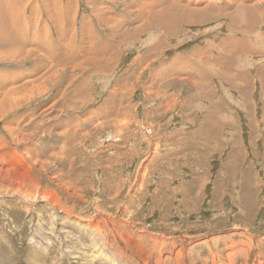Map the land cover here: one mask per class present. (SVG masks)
<instances>
[{
    "label": "rangeland",
    "instance_id": "374dc122",
    "mask_svg": "<svg viewBox=\"0 0 264 264\" xmlns=\"http://www.w3.org/2000/svg\"><path fill=\"white\" fill-rule=\"evenodd\" d=\"M0 191V264H264V0H0Z\"/></svg>",
    "mask_w": 264,
    "mask_h": 264
},
{
    "label": "bare ground",
    "instance_id": "6f19581e",
    "mask_svg": "<svg viewBox=\"0 0 264 264\" xmlns=\"http://www.w3.org/2000/svg\"><path fill=\"white\" fill-rule=\"evenodd\" d=\"M19 9V8H18ZM21 13V12H20ZM100 13H101V11H100ZM55 16H53V18H54ZM70 19V18H69ZM71 21V20H70ZM57 23V22H56ZM65 23V22H64ZM67 24V23H66ZM72 23L70 22V24H67L68 25V27H69V25H71ZM71 26H73V25H71ZM67 27V28H68ZM70 28V27H69ZM72 28V27H71ZM71 32V31H70ZM69 32V33H70ZM40 37H41V42H44L43 40H42V36L41 35H39ZM68 37H70V36H68ZM60 38H61V36H59L58 37V39L57 40H54V41H60ZM26 39V38H25ZM38 39V38H37ZM43 39L45 40V37L43 36ZM3 43H5V42H3ZM7 43V42H6ZM73 43V42H72ZM62 44V43H61ZM46 45L48 46V44L46 43ZM59 46V45H58ZM94 46V45H93ZM58 48V47H57ZM56 48V49H57ZM60 48V47H59ZM70 48V47H69ZM72 48V47H71ZM88 48V47H87ZM95 48V47H94ZM53 49V48H52ZM51 49V50H52ZM62 49V48H61ZM67 50H69V49H67ZM71 50V49H70ZM61 51V50H60ZM65 50H62V52L61 53H57V54H55V57H57V58H59L58 60H62V58H66V59H74L73 57V54H72V52L71 51H69V53H66V54H64L65 52H64ZM54 53V52H53ZM53 53H51L50 54V56L52 57V55H54ZM99 53V52H98ZM64 54V55H63ZM72 61H76V60H72ZM13 93H14V90L12 89V90H10L9 91V96L7 97V98H5L3 101V103H4V105H5V103H9V104H11L12 102L13 103H17L18 102V99L13 95ZM10 98V99H9ZM21 100V99H20ZM3 105V104H2ZM8 107V109H11V110H13V107H11V105H9V106H7ZM17 108V107H16ZM1 110H5V109H1ZM29 122V121H28ZM228 142V141H227ZM224 144V143H223ZM2 193H1V191H0V195H1ZM46 201V200H45ZM49 202H52V201H48L47 203H49ZM52 209H53V213H54V215L55 216H57V209H56V212H55V207H52ZM99 222L100 221H103V218L102 217H100L99 219H97ZM117 240V239H116ZM105 242H106V244L105 245H108V238H106L105 239ZM104 242V243H105ZM101 243H103V242H101ZM101 246H102V244H100ZM121 245V244H120ZM102 248V247H101ZM93 249V248H92ZM95 249V248H94ZM123 249V248H122ZM98 250V249H97ZM102 250V249H101ZM125 251V250H124ZM102 252V251H101ZM103 254V253H102ZM120 254H123L124 255V257L120 260L118 257L117 258H114V259H116L118 262V264H125V253L124 252H120ZM90 256V255H89ZM105 258H107V256H105ZM114 259H112V257H109L108 258V264H117L116 262H115V260ZM89 262V260H87V263ZM90 262H92V261H90Z\"/></svg>",
    "mask_w": 264,
    "mask_h": 264
},
{
    "label": "crops",
    "instance_id": "0c3cea01",
    "mask_svg": "<svg viewBox=\"0 0 264 264\" xmlns=\"http://www.w3.org/2000/svg\"><path fill=\"white\" fill-rule=\"evenodd\" d=\"M146 12H147V11H146ZM155 43H156V42L153 41L152 45H151L150 48H149V53H150V51L153 50L155 47L158 48L157 46H155ZM195 48H197V47H195ZM195 48H193V49H195ZM193 49H191L190 51H189V49H187V50H186L187 52H185V53H182V52H181L180 54H183V55L185 56V59H186L187 61H190V59H192V58H193L194 60H197L195 54L192 52ZM92 52H93V51H92ZM160 53H161V51H160ZM138 59H140V58H138ZM136 61H137L136 58L133 59V62H136ZM137 63L140 64V61L138 60Z\"/></svg>",
    "mask_w": 264,
    "mask_h": 264
}]
</instances>
